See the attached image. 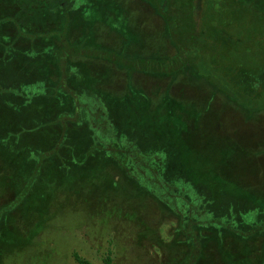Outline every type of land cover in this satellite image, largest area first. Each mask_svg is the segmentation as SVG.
<instances>
[{
  "label": "trees",
  "instance_id": "obj_1",
  "mask_svg": "<svg viewBox=\"0 0 264 264\" xmlns=\"http://www.w3.org/2000/svg\"><path fill=\"white\" fill-rule=\"evenodd\" d=\"M83 1L0 0V221L21 199L34 193V188L41 184L35 179L43 176L41 167L54 158L56 166L61 168V173L53 177L57 182L60 178L81 176L92 178L89 182L94 185L98 184L96 181L107 185L114 182L122 189L129 183L138 186L134 183L135 174L142 176L148 188L143 194L145 199L155 200L172 220L170 229H175L170 234L162 232L161 247L149 248L154 264H228L221 241L226 236L242 243L232 248L229 264L234 261L264 264V198L263 202L253 197L222 204L218 199H208L198 187V193L192 196L196 185L188 187L187 197L182 198L179 185L160 175L159 164L169 154L160 152L161 146L155 148L153 143L142 141L145 133L142 121L146 119L142 106L149 98L151 105L160 110V124L161 121L172 124L167 134H179L184 125L183 115L177 113L178 100L169 94L173 88L182 87L184 95L183 87L187 84L212 87L215 95L224 97L248 121L261 120L264 116V0H142L152 6L150 10L162 18L167 29L173 16L180 21L185 15L184 21L190 22L193 14L204 19H228L226 27L216 22L211 26L205 20L200 31H196V45L173 44L176 50L165 54L137 48L130 53L134 49L130 34L121 40L119 49L105 45L98 33L103 27L113 30L114 19L120 17L116 14L117 5L126 2L88 0L83 5ZM220 23L226 25L225 21ZM191 48L195 53L190 56ZM99 62L124 76L121 100H126L122 105L108 98L110 90L100 93V89V97L94 96L96 92L91 89L90 92L75 90L71 81L81 67L88 69L89 79L97 80ZM143 77L169 80V84L164 93L154 85L146 89L140 85ZM38 81L45 82V86L37 88ZM85 93L88 98H84ZM40 101L53 106L60 102L66 110L62 114L52 112V117H47L43 115V110H47L45 104L44 108L37 105ZM118 116L123 117V122ZM8 122L12 125H7ZM152 134L148 138L162 141L161 136ZM34 137L41 139L39 144ZM86 140L83 147L74 144ZM19 147L24 151L20 152ZM41 150L38 161H32L33 154ZM258 154L264 155V150ZM4 159L8 160L7 166L3 165ZM24 174H30V181L18 196L10 188L6 194L2 192L3 180L11 184ZM60 185L63 182L55 185V193ZM10 195L15 198L10 200ZM247 211H258V222L249 225L240 222ZM214 247L220 253L217 257ZM72 256L77 264H93L78 251ZM104 261L113 263L110 253Z\"/></svg>",
  "mask_w": 264,
  "mask_h": 264
},
{
  "label": "rangeland",
  "instance_id": "obj_2",
  "mask_svg": "<svg viewBox=\"0 0 264 264\" xmlns=\"http://www.w3.org/2000/svg\"><path fill=\"white\" fill-rule=\"evenodd\" d=\"M87 1L84 0L83 5H87ZM122 2L126 3H120L116 8V14L120 17L113 18L116 22L113 30L116 32L103 27L98 35L105 45L119 49L121 40L130 34L134 48L130 53L137 48L147 53L165 54L173 49L176 50L173 44L184 47L186 42V44L191 42L192 45H196V31L198 29L200 31L205 20H208L211 26L214 22L219 26L228 25V19L216 17L204 19L195 14L191 17L192 22L184 21L186 17L183 14L180 21L174 19V16V21L169 19L167 29L162 18L152 13L150 10L152 6L148 2L142 0H122ZM194 2L198 1L194 0ZM221 20L225 21L226 25L220 23ZM184 40L185 42H182ZM190 51V56L191 53H195L192 48ZM100 63L102 62L97 65V72L100 75L96 76L97 80L89 79L88 69L85 66L81 67L78 76H74L71 81L76 86L75 90L90 92L91 89L96 92L94 96L98 95V97L102 96L98 94L100 89V93L110 90L108 98L116 99L122 105L126 100H121L124 76L121 72L112 71ZM168 81H153L143 77L140 85L142 84L146 89L154 85L164 93ZM38 82L40 83H37V88H42L46 84ZM177 88L176 90L173 88L169 94L178 100L175 103L180 105L177 113L183 115L181 119L184 125L177 136L167 134L172 124L169 121H161L160 124V110L151 105L150 98L143 101L142 106V112L146 115V119L142 121L145 125L143 144L153 143L155 148L161 146L160 152L169 154V158L165 157L164 162L159 164L161 177L171 183H177L182 198L187 197L185 191H188V187L196 185L192 196H195L198 193L196 189L200 188L208 199H218L222 204L242 199L252 200L253 197L263 202L264 155L258 153L264 150V116L261 120L254 118L253 122L248 121L224 97L219 98V95H215L214 90L209 86L187 84L183 87L184 95L181 94L182 87ZM84 98H88L86 93ZM222 101L225 102L224 105ZM40 102L37 105L42 108L45 104L47 110H43V115L47 117H52V112L62 114L66 110L60 102L54 106L44 101ZM118 118L123 122L122 116ZM7 125L11 126L12 123L8 122ZM120 129L122 130V127ZM151 134L158 138L161 136L162 141L157 142L153 137L148 138ZM33 139L37 141L36 143L41 141L37 137ZM79 142L81 143L74 144L83 147L88 140ZM36 143L33 145H37ZM164 148L167 150L165 151ZM18 150L24 151L23 147H19ZM42 152V150L35 152L31 160L38 161ZM3 165H8L7 159H4ZM56 165L57 162L53 158L42 166L40 173L45 179L43 176L35 178L36 183H41L40 186L37 185L32 195L21 199L12 211L4 214L1 219L0 223L3 225L0 227L1 264H77L72 256L74 251H78L93 264H106L104 259L108 253L112 257V264H154L149 248L153 245L161 247L162 232L170 234L175 229H170L172 220L160 209V205L156 204L155 200L145 199L146 196L143 194L148 188L144 185L142 176L135 174V182L127 178V181H133L138 186L129 183L122 189L120 185L111 181L109 185L101 181H96L98 184L94 185L93 182H89L92 178L81 176L60 178L57 182L53 177L61 173V168ZM92 169L89 167V170L94 172ZM29 178L30 174H24L22 178H15L11 184L3 180L5 187L1 190L6 194L7 189L10 188L11 192H17L18 196V192L23 191L29 183ZM62 182L63 185H60L59 189L56 188L57 193H55V185ZM66 182L70 183L66 185ZM154 183L158 184L157 181ZM13 198L15 197L10 195L9 199ZM257 212L247 211L242 214L240 222L245 225L258 222ZM164 240L167 241L166 238ZM221 241L222 253L228 258L226 260L229 264L232 248L242 243L231 236H226ZM210 243L214 245L213 241ZM25 248L26 251L23 252ZM19 252L24 254L20 255ZM213 252L216 257L220 255L215 247ZM234 264L237 263L234 261Z\"/></svg>",
  "mask_w": 264,
  "mask_h": 264
},
{
  "label": "crops",
  "instance_id": "obj_3",
  "mask_svg": "<svg viewBox=\"0 0 264 264\" xmlns=\"http://www.w3.org/2000/svg\"><path fill=\"white\" fill-rule=\"evenodd\" d=\"M158 18V17H157Z\"/></svg>",
  "mask_w": 264,
  "mask_h": 264
}]
</instances>
